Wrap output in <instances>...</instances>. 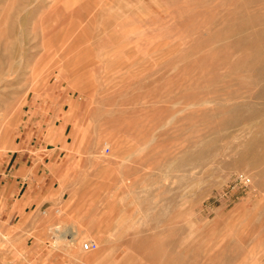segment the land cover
Here are the masks:
<instances>
[{"label":"rangeland","instance_id":"374dc122","mask_svg":"<svg viewBox=\"0 0 264 264\" xmlns=\"http://www.w3.org/2000/svg\"><path fill=\"white\" fill-rule=\"evenodd\" d=\"M71 4L0 0V165L48 151L0 264H264V0Z\"/></svg>","mask_w":264,"mask_h":264},{"label":"crops","instance_id":"0c3cea01","mask_svg":"<svg viewBox=\"0 0 264 264\" xmlns=\"http://www.w3.org/2000/svg\"><path fill=\"white\" fill-rule=\"evenodd\" d=\"M23 146L22 152L7 154L8 159L0 165V214L9 216L10 221L22 215L30 201L43 200V175L39 171L28 170L27 166L32 159L39 161L41 158L43 162L48 151L37 146L33 149L30 144ZM31 152L33 155L29 154Z\"/></svg>","mask_w":264,"mask_h":264},{"label":"bare ground","instance_id":"6f19581e","mask_svg":"<svg viewBox=\"0 0 264 264\" xmlns=\"http://www.w3.org/2000/svg\"><path fill=\"white\" fill-rule=\"evenodd\" d=\"M59 1H61V0H59ZM65 1V0H64ZM74 1V6H72V4H71V6L72 7H76V3L77 2H79L80 0H73ZM53 2H54V0H53ZM82 2V1H81ZM81 2H80V4H81ZM59 3V2H58ZM67 3V5L69 4L70 5V2L68 3L67 1L65 2V3H62V4H64L63 6L61 5L60 7H64L65 8V4ZM96 3V2H95ZM79 4V6L80 7H82L81 5ZM56 3L55 4H53V5H51V8L46 12V16L44 17V18H42L41 19V22L42 23H44V21H45V25L43 26V42H44V46H45V50H47L46 49V47H49L48 45H51L52 43H51V40H52V38L54 37H52V35H55L54 33H57V32H60L61 30H63V28L61 29V26H59L58 27V29H57V24H59L58 22H55L54 23V20L56 19H52V16H55L56 14H58V10L59 9H57L56 8ZM59 6V5H58ZM68 7V6H67ZM83 8V7H82ZM71 8H69V10H70ZM63 10V9H62ZM69 10H68V12H69ZM73 10L74 9H72V10H70V11H72L73 12ZM80 10H81V8H80ZM75 11V10H74ZM77 14V13H76ZM75 14V15H76ZM78 14H80V13H78ZM72 15V14H71ZM148 16V15H147ZM57 17V16H56ZM76 17V16H75ZM69 18H71L70 16H69ZM49 19V20H48ZM52 19V20H51ZM48 20V21H47ZM51 20V21H50ZM60 20V19H59ZM70 21V20H69ZM62 24V23H61ZM89 24V23H88ZM84 25H86V24H84ZM64 26V25H63ZM72 27V26H71ZM70 27V28H71ZM64 28H65V26H64ZM70 28L69 27H67L65 30H66V32L67 31H69L70 30ZM61 29V30H60ZM58 30H60V31H58ZM80 30H81V28H80ZM90 30V29H89ZM196 30V29H195ZM64 31V30H63ZM63 31H61V32H63ZM145 31V30H144ZM77 32V34H76V36H78L79 35V32L78 31H76ZM144 33V32H143ZM99 34V33H98ZM142 34V33H141ZM92 35V34H91ZM151 36V35H150ZM98 37V36H97ZM141 38V37H140ZM76 39V38H75ZM144 40V39H143ZM107 43V42H106ZM73 44V43H72ZM96 44H98V43H96ZM101 44V43H100ZM111 44V43H110ZM104 45V44H103ZM148 45V44H147ZM77 46H78V43H76V44H73V48H77ZM87 46V45H86ZM100 46V45H99ZM70 47V48H69ZM82 49H83V46H80ZM79 47V48H80ZM96 47H98V46H96ZM64 48L66 49V50H69V49H72V45H68L67 43L65 44V46H64ZM80 48V49H81ZM49 49V48H48ZM78 49V48H77ZM86 49H88L87 47H86ZM96 49H98V48H96ZM64 50V49H63ZM75 50V49H74ZM105 50V49H104ZM114 50V49H113ZM118 50V49H117ZM136 50V49H135ZM83 52H85V51H82V54H83ZM86 53V52H85ZM103 53V52H102ZM65 54V53H64ZM113 54V53H112ZM67 55V54H66ZM68 56V55H67ZM77 56V55H76ZM80 56V55H79ZM82 56V55H81ZM80 56V57H81ZM49 57V56H48ZM74 58H76V57H74ZM90 58H92V57H90ZM5 59H7V57H5V56H3V57H0V66H2L3 65V63H4V60ZM75 60V59H74ZM92 60V59H91ZM90 60V61H91ZM88 61V60H87ZM92 61H94V59L92 60ZM62 62V61H61ZM131 62V61H130ZM82 63V62H81ZM89 63H92V62H89ZM97 63V62H96ZM80 64V63H79ZM85 64V63H84ZM94 64H95V61H94ZM87 65H89V64H87ZM93 65V64H92ZM91 65V66H92ZM96 65H99V64H96ZM77 66H78V64H77ZM94 66H92L90 69H92ZM89 69V70H90ZM78 70V69H77ZM82 71V72H81ZM80 72L81 73H84V71L83 70H81ZM76 72V71H75ZM87 72V74H88V70L86 71L85 70V73ZM90 73H91V71H89ZM9 73V72H8ZM31 73V72H30ZM82 74H78V76H81ZM84 75V74H83ZM4 76V75H3ZM85 76H87V75H85ZM76 77V76H75ZM139 77V76H138ZM4 78V77H3ZM84 78V77H83ZM1 79V78H0ZM76 79H78V77H76ZM80 79V78H79ZM78 79V80H79ZM89 80V79H88ZM96 80V79H95ZM72 81H74V80H72ZM93 82H95V81H93ZM93 82H91V84L93 83ZM81 83V82H80ZM87 85H89V84H87ZM90 86V85H89ZM94 86V85H93ZM85 89H86V87H85ZM88 89V88H87ZM83 90V89H82ZM153 102V101H152ZM106 106V105H105ZM109 106V105H108ZM123 106V105H122ZM107 107V106H106ZM120 107V106H119ZM115 108V107H114ZM193 108V107H192ZM195 108V107H194ZM123 109V108H122ZM127 111V110H126ZM129 111V110H128ZM149 111V110H148ZM156 111V110H155ZM125 112V111H124ZM123 113V112H122ZM120 114V113H119ZM139 115V114H138ZM101 121V120H100ZM125 123V122H124ZM130 123H131V121H130ZM129 123V124H130ZM106 124V123H105ZM128 124V125H129ZM132 124V123H131ZM126 125H127V123H126ZM101 126H103L102 124H101ZM130 126H132V125H130ZM137 128V127H136ZM148 128V127H147ZM115 129V128H114ZM124 131V130H123ZM147 131V130H146ZM151 131V130H150ZM149 131V132H150ZM143 132H145V131H143ZM110 138H112V137H110ZM246 177H248V176H246ZM249 178V177H248ZM249 181H250V179H249ZM184 222V221H183ZM176 223V222H175ZM185 225V227H187V225L186 224H184ZM238 228V227H237ZM243 228V227H242ZM246 228V227H245ZM58 229V228H57ZM251 230V229H250ZM232 231V230H231ZM245 231V230H244ZM160 232H164V230H162V231H160ZM206 232V231H205ZM208 232V231H207ZM238 232V231H237ZM243 231H241V233H242ZM198 233V232H197ZM240 233V234H241ZM246 232H244V234H245ZM203 234V233H202ZM205 234V233H204ZM243 234V233H242ZM161 235V234H160ZM202 236V235H201ZM205 236V235H204ZM203 236V237H204ZM260 236V235H259ZM203 237H202V239H203ZM226 237V236H225ZM222 239H224V237L222 238ZM229 239V238H228ZM247 239V235L245 234V236L244 235H241L240 237H239V240H246ZM257 239V238H256ZM199 240H201V239H199ZM85 241H92V242H94L95 244H96V247H97V243L94 241V240H91V239H89V240H85ZM85 241H83V242H85ZM203 241H205V239L203 240ZM219 241H220V239H219ZM83 242L81 243V248H82V250H84L83 249V247H82V244H83ZM225 242V241H224ZM228 242V241H227ZM200 243V242H199ZM205 243V242H204ZM226 243V242H225ZM241 243H242V241H241ZM255 244V243H254ZM152 246V245H151ZM158 246V245H157ZM218 246V245H217ZM222 246V245H221ZM95 247V248H96ZM95 248H91V249H88V250H92V249H95ZM217 249V248H216ZM220 249V248H219ZM225 249H226V247H224V250H222L221 249V251H225ZM88 250H84V251H88ZM255 250V249H254ZM219 251V250H218ZM220 251V252H221ZM226 252V251H225ZM219 252H217V254H218ZM230 253H232L231 251H230ZM229 253V254H230ZM215 255V254H214ZM241 256V255H240ZM165 257H166V255H165ZM214 257V256H213ZM216 258H219V256H217ZM221 258V257H220ZM250 258H252V257H250ZM250 258H249V260H250ZM257 258V257H256ZM212 260V259H211ZM216 260H218V259H216ZM240 260V259H239ZM238 262H240V261H238ZM247 261L246 260H243L242 261V263H246ZM247 264H251V262H247Z\"/></svg>","mask_w":264,"mask_h":264},{"label":"built area","instance_id":"2783aa9c","mask_svg":"<svg viewBox=\"0 0 264 264\" xmlns=\"http://www.w3.org/2000/svg\"><path fill=\"white\" fill-rule=\"evenodd\" d=\"M239 179L242 182H244V183L249 182V178L244 176L243 174H240V178ZM82 247H83L84 250H88V249H91V248H95L96 244L94 242H92V241H85V242H83Z\"/></svg>","mask_w":264,"mask_h":264}]
</instances>
